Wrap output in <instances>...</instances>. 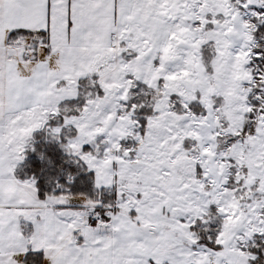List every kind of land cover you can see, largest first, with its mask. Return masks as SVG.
<instances>
[{
  "label": "snow or ice",
  "instance_id": "snow-or-ice-1",
  "mask_svg": "<svg viewBox=\"0 0 264 264\" xmlns=\"http://www.w3.org/2000/svg\"><path fill=\"white\" fill-rule=\"evenodd\" d=\"M0 264H264V0H0Z\"/></svg>",
  "mask_w": 264,
  "mask_h": 264
}]
</instances>
